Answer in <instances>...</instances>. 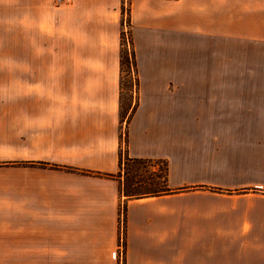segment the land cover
<instances>
[{
    "label": "crops",
    "instance_id": "0c3cea01",
    "mask_svg": "<svg viewBox=\"0 0 264 264\" xmlns=\"http://www.w3.org/2000/svg\"><path fill=\"white\" fill-rule=\"evenodd\" d=\"M0 263L264 264V0H0Z\"/></svg>",
    "mask_w": 264,
    "mask_h": 264
},
{
    "label": "rangeland",
    "instance_id": "374dc122",
    "mask_svg": "<svg viewBox=\"0 0 264 264\" xmlns=\"http://www.w3.org/2000/svg\"><path fill=\"white\" fill-rule=\"evenodd\" d=\"M129 26V23H127ZM121 54L123 55L124 59V66L122 69V80L120 84L121 88V102H122V115L128 116L129 113L136 105L137 101V87H138V78L135 69V59H134V50L133 44L129 35L124 36L122 35V50ZM125 128L123 129L122 137L125 139ZM123 159L128 158V156H121ZM165 166L161 163H149L145 165H141L140 169H136L135 172L132 173L133 176H142V178H147L151 172H157L161 174V176L165 172ZM161 171V172H160ZM119 174V173H118ZM117 174V175H118ZM122 174V173H121ZM158 174V175H159ZM160 176V177H161ZM162 178V177H161ZM162 181V180H161ZM137 189H140L142 192L146 187H149L150 180H142L141 184H137ZM6 264V263H0Z\"/></svg>",
    "mask_w": 264,
    "mask_h": 264
},
{
    "label": "trees",
    "instance_id": "16d2710c",
    "mask_svg": "<svg viewBox=\"0 0 264 264\" xmlns=\"http://www.w3.org/2000/svg\"><path fill=\"white\" fill-rule=\"evenodd\" d=\"M121 66L123 69L124 59L122 54H121ZM149 163L158 164L160 163V161L137 160V159H129V158L123 159L122 157H120V172L117 176L122 177L121 173L123 172L124 184L122 187V191L126 196L130 198L140 197L141 195L155 196L165 191L166 182H167V169H165V172L162 176L161 174L153 171L149 174V176L146 179L142 178V176L137 177L132 175V173L135 172L136 169H140L141 165H145ZM142 180H150V185L149 187H146L143 190L144 192L136 188L138 187L137 184L142 183Z\"/></svg>",
    "mask_w": 264,
    "mask_h": 264
},
{
    "label": "built area",
    "instance_id": "2783aa9c",
    "mask_svg": "<svg viewBox=\"0 0 264 264\" xmlns=\"http://www.w3.org/2000/svg\"><path fill=\"white\" fill-rule=\"evenodd\" d=\"M57 2L59 4H62L64 2V0H57ZM123 34H124V36H127V37L129 35V26H128L127 22L124 23V31H123Z\"/></svg>",
    "mask_w": 264,
    "mask_h": 264
}]
</instances>
